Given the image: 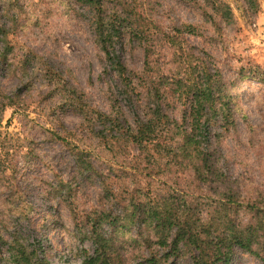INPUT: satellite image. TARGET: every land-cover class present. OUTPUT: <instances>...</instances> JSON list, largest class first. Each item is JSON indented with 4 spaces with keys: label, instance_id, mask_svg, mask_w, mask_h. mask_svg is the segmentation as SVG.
Segmentation results:
<instances>
[{
    "label": "rangeland",
    "instance_id": "1",
    "mask_svg": "<svg viewBox=\"0 0 264 264\" xmlns=\"http://www.w3.org/2000/svg\"><path fill=\"white\" fill-rule=\"evenodd\" d=\"M218 2L229 8V24L212 12L210 5ZM256 3L253 13L243 0L104 1L108 12L124 8L142 13L139 20L154 19L163 33H170L171 23L199 29V36L184 37L183 57L189 45L197 57L204 51L221 74L235 125L220 138L219 165L248 193L264 189V0ZM91 17L80 0H0V26L8 31L0 36V237L8 243L0 245V264H12L9 245L42 255L50 264H80L82 255L93 251L79 227L96 205L98 188L74 177L68 149L56 135L66 143L95 147L100 156L95 166L115 185L133 180L157 192L169 186L136 174L132 152L97 149V142L81 131L80 117L61 99L67 92L59 88L72 87L94 108L120 109L123 119L133 123L134 112L118 96L117 77L95 44ZM116 50L128 68L141 69L144 54L136 40L126 35ZM162 51L177 109L185 102L191 76L178 57ZM242 76L246 79L238 84ZM215 121L210 131L220 133ZM161 264L191 263L182 258ZM233 264L261 263L238 250Z\"/></svg>",
    "mask_w": 264,
    "mask_h": 264
},
{
    "label": "trees",
    "instance_id": "2",
    "mask_svg": "<svg viewBox=\"0 0 264 264\" xmlns=\"http://www.w3.org/2000/svg\"><path fill=\"white\" fill-rule=\"evenodd\" d=\"M80 1L92 12L95 44L117 77V94L134 120L126 122L120 109L106 113L94 108L72 87L59 88L67 92L61 99L80 117L81 131L97 142V149L132 152L136 174L169 184L159 192L133 180L115 185L112 176L95 166L100 157L95 147H79L56 135L68 149L74 177L98 188L96 205L85 212L79 227L93 251L84 253L80 264H161L182 258L191 264H233L238 250L264 264V189L243 191L219 165L220 138L235 125L221 74L204 51L197 57L189 45L183 57L184 37L199 36V29L171 23L170 33H163L154 19L139 20L142 13L124 8L108 12L105 0ZM243 1L257 12L256 0ZM210 8L226 24L231 22L226 5L212 3ZM203 14L213 20L207 10ZM7 33L0 26V36ZM126 35L143 50L139 71L128 68L117 53L116 45ZM163 49L178 57V65L191 76L185 102L177 109L161 63ZM214 119L220 133L210 131ZM3 244L8 243L0 237ZM14 246L8 247L12 264H50L46 257Z\"/></svg>",
    "mask_w": 264,
    "mask_h": 264
}]
</instances>
